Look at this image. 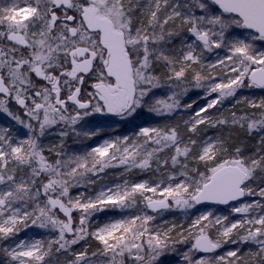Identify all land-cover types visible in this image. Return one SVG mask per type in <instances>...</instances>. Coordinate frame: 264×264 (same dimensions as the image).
Instances as JSON below:
<instances>
[{
    "label": "snow or ice",
    "instance_id": "6c2138e0",
    "mask_svg": "<svg viewBox=\"0 0 264 264\" xmlns=\"http://www.w3.org/2000/svg\"><path fill=\"white\" fill-rule=\"evenodd\" d=\"M243 89L264 90V0H0V264H264V97Z\"/></svg>",
    "mask_w": 264,
    "mask_h": 264
},
{
    "label": "rangeland",
    "instance_id": "374dc122",
    "mask_svg": "<svg viewBox=\"0 0 264 264\" xmlns=\"http://www.w3.org/2000/svg\"><path fill=\"white\" fill-rule=\"evenodd\" d=\"M240 95H243V96H250V97H254V98H260V97H264V90H260V89H252V90H249V89H243L241 90L240 93H238V96ZM202 96V90H197V91H193V92H190L189 93V96L185 99V103H190L192 102L193 100L197 101V103L193 104V109H196L198 108L199 106L203 105L205 103V100L203 98H201ZM232 100L229 99V100H226L224 102V107H223V111H228V110H234L232 109ZM104 117H100V116H97L95 118H89V126H92V125H98L100 126L101 128L104 129V131L107 133V134H114V135H119L121 134L122 132L126 131L128 126L127 125H124V124H119V125H105L103 123L104 121ZM155 123V122H154ZM3 124H7L5 121L1 120L0 121V125H3ZM216 129H207L206 130V135H213L216 133ZM51 141H55L56 137L55 136H52L51 138ZM95 141H87V143L91 144V143H94ZM254 143V142H253ZM116 178V175H115V172H110L109 175L106 177V179L111 182L113 181L114 179ZM81 191L83 189H80ZM206 207L208 208H213L218 214H228L229 212V206H225V205H207ZM205 210L204 207H201V211ZM113 215V213H108L107 214V217H104L103 214H101V218H110L111 216ZM231 218H234V217H230ZM176 221V222H181L182 221V217H181V214L178 212V211H171V212H165L163 213L162 216H158L157 218V222L158 223H163L164 221ZM39 235L40 233H35L33 231H28L27 232H21L20 234V238L24 237L25 235H28V236H33V235ZM233 246L231 245H225V247L221 250H218V253L217 254H222L223 252L227 251V250H230ZM77 248H79V246H77ZM176 255V259L174 258V256ZM164 260V264H183L182 262V258L180 256V254H174L172 255L171 253L168 254L167 256L163 257L162 258ZM172 259H175L172 260Z\"/></svg>",
    "mask_w": 264,
    "mask_h": 264
},
{
    "label": "trees",
    "instance_id": "16d2710c",
    "mask_svg": "<svg viewBox=\"0 0 264 264\" xmlns=\"http://www.w3.org/2000/svg\"><path fill=\"white\" fill-rule=\"evenodd\" d=\"M184 102H187V101H184ZM231 102H232V104H233V101H231ZM223 107H224V106H223ZM234 110L237 111V114H238V115L241 113V111H243V112H250V111H252L251 109H248V108L245 107L244 105L237 106V108L234 109ZM220 111H223V108L220 109ZM223 112H224L225 115L228 114V111H223ZM214 114H215V113H214ZM1 120L5 121L7 124L10 122V121H9L4 115H0V121H1ZM51 137H52V136H49V137L47 138V140L45 141V143H52L53 141H51V139H50ZM253 142H254V141H249V143H253ZM69 143H71V141H69ZM74 191H75V190H74ZM28 231H33V232H35V233H40V234H41V231H42V230L29 229ZM92 247L95 248L96 245L93 244ZM180 247H181V249H183L185 246L181 245ZM171 254L174 255V254H179V253H171ZM174 258H175V259L177 258L176 255L174 256ZM175 259H172V260L175 261Z\"/></svg>",
    "mask_w": 264,
    "mask_h": 264
}]
</instances>
